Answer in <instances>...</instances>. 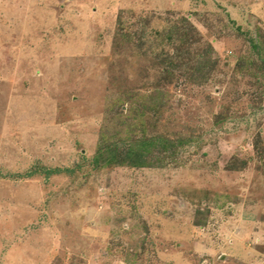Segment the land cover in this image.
Wrapping results in <instances>:
<instances>
[{
    "label": "rangeland",
    "instance_id": "1",
    "mask_svg": "<svg viewBox=\"0 0 264 264\" xmlns=\"http://www.w3.org/2000/svg\"><path fill=\"white\" fill-rule=\"evenodd\" d=\"M0 264H264V0H0Z\"/></svg>",
    "mask_w": 264,
    "mask_h": 264
},
{
    "label": "trees",
    "instance_id": "2",
    "mask_svg": "<svg viewBox=\"0 0 264 264\" xmlns=\"http://www.w3.org/2000/svg\"><path fill=\"white\" fill-rule=\"evenodd\" d=\"M251 47L258 50L259 46L255 40L251 39ZM137 118V115L134 114ZM190 140L179 139L178 144ZM121 142L113 145H102L95 158L92 160L96 169L112 166H127L134 169L146 168L150 166L149 154L155 149L161 152H168L175 147L174 143L167 137H156L151 139H140L127 146H119ZM50 173H48L49 175Z\"/></svg>",
    "mask_w": 264,
    "mask_h": 264
}]
</instances>
